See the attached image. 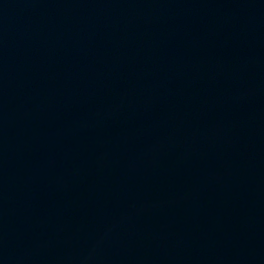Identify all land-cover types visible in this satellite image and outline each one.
<instances>
[{
	"label": "water",
	"instance_id": "obj_1",
	"mask_svg": "<svg viewBox=\"0 0 264 264\" xmlns=\"http://www.w3.org/2000/svg\"><path fill=\"white\" fill-rule=\"evenodd\" d=\"M0 264H264V0H0Z\"/></svg>",
	"mask_w": 264,
	"mask_h": 264
}]
</instances>
